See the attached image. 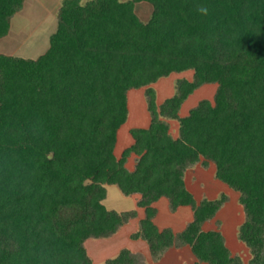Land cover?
I'll return each mask as SVG.
<instances>
[{"label": "trees", "instance_id": "trees-1", "mask_svg": "<svg viewBox=\"0 0 264 264\" xmlns=\"http://www.w3.org/2000/svg\"><path fill=\"white\" fill-rule=\"evenodd\" d=\"M25 2L0 0V40ZM142 2L154 7L146 23L135 10ZM189 70L193 79L178 80L158 106L151 85ZM211 84L214 100L181 117ZM142 88L150 125L132 129L117 157L128 93ZM167 120L178 122L177 137ZM198 164L239 194V240L249 264H264V0H63L46 53L0 54V264H94L86 242L138 216L105 206L109 185L140 195L145 216L131 238L146 241L154 261L189 246L200 263L244 264L221 231L203 229L227 197L196 200L185 174ZM163 198L173 213L192 209L181 233L155 224ZM103 264L146 262L123 249Z\"/></svg>", "mask_w": 264, "mask_h": 264}, {"label": "rangeland", "instance_id": "rangeland-1", "mask_svg": "<svg viewBox=\"0 0 264 264\" xmlns=\"http://www.w3.org/2000/svg\"><path fill=\"white\" fill-rule=\"evenodd\" d=\"M62 1L63 0H26L22 11L12 18L10 34L0 43V52L26 59H37L46 53L50 47L51 36L58 28V12ZM135 10L140 19L146 23L151 19L154 7L150 3L142 2L136 4ZM193 75L194 72L192 70L182 73H173L151 85V90L155 93L157 105H161L167 98L173 97L176 94L178 80H192ZM211 86H215V89L211 87L210 91L206 89L199 91L193 98H190L185 105V109L180 112V115L182 117L187 116L190 110L204 99L213 101L217 85L211 84ZM147 91L148 89L142 88L131 90L128 93L129 114L127 122L118 133V141L115 149L117 157H120L122 151L133 143V138L130 133L132 129L146 128L150 125L151 116L148 111ZM167 121L171 126V134L177 137L179 134L178 122L176 120ZM134 160V157H132L129 161L128 167L131 169H133L136 163V160ZM187 181L190 191L196 192V195L193 194L198 202L204 198L211 200L219 199L222 196L227 197L226 203L220 209L221 212L219 211V214L216 215L213 220L207 222V228L221 230L225 227L229 241L230 235L239 231L240 225H242L245 220L243 207L239 203V194L218 181L215 178L214 170L210 166L204 167L198 164L197 167H192L187 173ZM164 200L167 202V199ZM104 204L108 209L118 212L130 211L136 208L133 204L132 197L125 196L115 185L107 186V198ZM160 209L163 218H170L169 215L165 213L163 207H160ZM187 216L188 218L193 216L192 209L190 207H183L177 215L172 217V222H176L177 225L180 223L182 224L183 221L187 219ZM167 220L170 222L169 219ZM97 240L99 239H91L93 242ZM235 242L236 245L234 244ZM238 243L242 245L238 246ZM229 247L233 256L240 258L244 264H249L252 258L250 250L239 240V237H237L236 241L235 239L231 241ZM113 251L103 255H111L110 253H114ZM100 252H102V250L94 246V256H96L95 261L97 264L100 263L99 259L103 258L97 257ZM139 255L142 256L141 254Z\"/></svg>", "mask_w": 264, "mask_h": 264}, {"label": "crops", "instance_id": "crops-1", "mask_svg": "<svg viewBox=\"0 0 264 264\" xmlns=\"http://www.w3.org/2000/svg\"><path fill=\"white\" fill-rule=\"evenodd\" d=\"M123 1H127V0H123ZM3 40H4V38L0 40V43H2ZM0 54H7V55H9L8 53H4V52H0ZM211 87H213L215 89V86L206 85V86L200 88L199 90H197L193 95H191L189 97V99L190 98H193L194 95L196 93H198L199 91H202V90H205V89L208 90V91H210V88ZM187 101L183 104V106L181 108V111L185 109V105H186ZM132 157H134L135 160L137 158L135 155H133ZM131 158L129 159V161L131 160ZM129 161L127 163V167H128ZM135 164H134L133 169H131L129 167H128V169L131 170V171H133L135 169ZM196 167H197V165H196ZM210 167L214 170V173H215L214 166L213 165H210ZM190 169H188L186 171V174H185V182H186V185H187V188L189 189V191H190V188H189V184H188V181H187V173H188V171ZM190 192L192 194L194 193L196 195V192L195 191H190ZM131 197L133 199L134 206H136L135 209L138 212V216L135 219H132L126 225H124L120 229V231L116 235H114V237H112L110 239H107V240H105V239L104 240L103 239H99L96 242H93L91 240H88L86 242L87 251H88L89 255L92 257L94 264H97V262L95 261V257L96 256H94V246L97 247V248H100L102 250V252H100L97 255V257H103L102 259L101 258L99 259V261H100L99 264H103L109 258H114V257L118 256L119 253L121 252V250H123V249H128L133 254H141L144 257L146 264H206V263H200L198 261V259L193 254V252H192V250H191V248L189 246H184V247H181V248H171V249H169L164 254V256L159 261H157V262L154 261L152 259V257H151L150 249H149V246H148L147 242L144 241V240H141V239H139V240H133L131 238V236L134 233L138 232V230H139V222L145 216V210L143 208H139L137 206V203H138V201L140 199V195H134V196H131ZM164 199L165 198H163L160 201H158L157 203H155V207L157 208L158 213H157L156 218L154 219V222H155V224L158 226V228L160 230H163V229H166V228H171L174 231V233H176V234L181 233L187 227V225L191 221H193V216H191V218H188V216H187V219H185V221H183L182 224L180 223L179 225H177L176 222H172V217H174L175 215H177L181 211V209L183 207H180L176 212L173 213L169 209L168 200H167V202H165ZM211 200H215V199H211ZM160 207H163V209L165 210V213H167L169 215L170 218H167V219H169L170 222H168V220L166 218H163V215L161 214ZM123 212H125V211H123ZM192 213H193V211H192ZM218 214H219V212H218ZM207 224L208 223H206L203 226V229L205 231H211V230H219V231H221L222 234L224 235L225 239H226V245L228 247H229L231 241H234V239H235V241L237 240V237H238L237 236L238 235L237 232L238 231H236V233H234L233 235H230V240H229L230 242H229L228 241L229 238L226 235L227 234L226 233L227 231L225 230V227H223L221 230L220 229H216V228L215 229H208L207 228ZM234 244L236 245V242ZM239 245H242V244H239L238 243V246ZM112 251L114 253H110L111 255H103V254H107L108 252H112ZM104 256H106V257H104Z\"/></svg>", "mask_w": 264, "mask_h": 264}, {"label": "clouds", "instance_id": "clouds-1", "mask_svg": "<svg viewBox=\"0 0 264 264\" xmlns=\"http://www.w3.org/2000/svg\"><path fill=\"white\" fill-rule=\"evenodd\" d=\"M201 11L204 12V13L206 14L207 9H206V8H202Z\"/></svg>", "mask_w": 264, "mask_h": 264}]
</instances>
